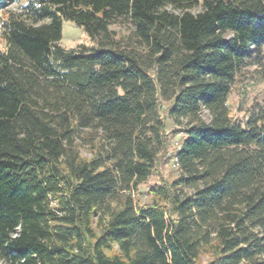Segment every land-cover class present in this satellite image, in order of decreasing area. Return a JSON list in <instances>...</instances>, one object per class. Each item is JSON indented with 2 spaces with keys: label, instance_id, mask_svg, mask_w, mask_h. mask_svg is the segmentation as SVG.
<instances>
[{
  "label": "trees",
  "instance_id": "16d2710c",
  "mask_svg": "<svg viewBox=\"0 0 264 264\" xmlns=\"http://www.w3.org/2000/svg\"><path fill=\"white\" fill-rule=\"evenodd\" d=\"M2 33L0 262L264 264V108L228 99L264 76V0H28ZM169 124L180 174L143 203Z\"/></svg>",
  "mask_w": 264,
  "mask_h": 264
},
{
  "label": "rangeland",
  "instance_id": "374dc122",
  "mask_svg": "<svg viewBox=\"0 0 264 264\" xmlns=\"http://www.w3.org/2000/svg\"><path fill=\"white\" fill-rule=\"evenodd\" d=\"M28 0H16L14 3L8 5L5 9L0 10V49L5 48V41L2 33V22L6 19L8 12L19 11ZM111 30L118 32L119 34H125L128 32V27L121 25L120 23L113 24ZM63 37L60 44L67 49H74L80 45H93L89 35L83 28L79 27L74 21L64 20L62 25ZM229 108L231 109L234 117L241 120H248L250 111L255 110L258 107L264 108V76L261 69L257 66H249L245 74L239 77V80L235 83L231 94L228 97ZM179 125L169 124L167 130L170 132V147L168 152L162 158V162L159 166V172L156 173L147 183L139 185L138 190L133 191L132 195L136 199H140L143 203L150 201V186L155 183H159L160 179H167L172 181L179 177L178 166L172 154L179 147V142L182 133H177ZM84 156H90L88 147L82 150ZM202 264H207L210 260L209 255L204 254L201 259ZM0 264H4L0 262Z\"/></svg>",
  "mask_w": 264,
  "mask_h": 264
}]
</instances>
